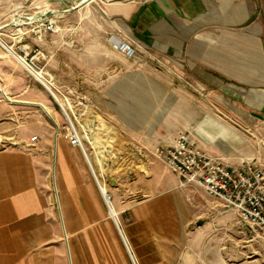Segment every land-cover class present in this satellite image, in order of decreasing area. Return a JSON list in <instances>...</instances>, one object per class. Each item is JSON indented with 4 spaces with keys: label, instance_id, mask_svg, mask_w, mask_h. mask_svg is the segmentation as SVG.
I'll return each mask as SVG.
<instances>
[{
    "label": "crops",
    "instance_id": "crops-1",
    "mask_svg": "<svg viewBox=\"0 0 264 264\" xmlns=\"http://www.w3.org/2000/svg\"><path fill=\"white\" fill-rule=\"evenodd\" d=\"M100 12L93 17L99 46L79 47L74 78L66 73L61 84L93 116L116 124L129 166L145 171H101L117 161L101 155L94 126L83 129L90 165L63 129L53 131V143L1 150L0 264H132L127 249L134 264H239L228 261L226 239L213 240L211 226L199 225L202 212L189 199L200 189L179 188L153 152L185 132L229 166L254 159L235 144V125L264 120V0H136ZM116 40L130 44L134 57L118 53ZM29 102L57 115L42 94Z\"/></svg>",
    "mask_w": 264,
    "mask_h": 264
},
{
    "label": "rangeland",
    "instance_id": "rangeland-1",
    "mask_svg": "<svg viewBox=\"0 0 264 264\" xmlns=\"http://www.w3.org/2000/svg\"><path fill=\"white\" fill-rule=\"evenodd\" d=\"M79 2L80 0H0V40L7 46L19 47L20 44L12 37L14 29L12 19L20 18L22 21L24 18L33 17L37 23L24 26L23 29L19 28L26 34L24 43L46 54L48 57L46 68L53 76L55 89L62 93L66 90L61 84L65 74L67 73L68 79H73L75 75L76 50L79 47L99 46L97 43L99 35L96 33L99 23L93 22V17L101 14L103 5L82 8L78 7ZM44 20L55 22L56 33L46 34L43 31L37 33L42 28ZM102 44L105 46V43ZM0 49V151L23 150L33 144L53 143V131L56 129L54 121L60 127L65 125L60 109L49 93L32 79L30 81L10 60L12 58L7 56L1 47ZM2 92L8 93L13 102L6 100ZM37 94H42L55 106L57 111L55 117L47 115L39 106L30 104L29 101ZM83 105L78 106L76 102H72L71 108L77 116L79 125L99 127L100 134L95 138H98L101 155H105V158L113 162L115 159L117 161L113 167L101 168V171L103 169L107 176H119L129 168L136 172L145 171L143 167L129 166L130 152L125 142L119 141L115 136L116 124L102 115L99 118L93 116V110L85 100ZM82 113L83 115L78 117ZM67 114L69 115L68 112ZM70 118L73 123L72 117ZM216 121L222 124L229 123V120ZM235 128L237 130L235 144L243 151L252 150L255 153L253 159L255 163L264 167V120H255L253 128L238 125H235ZM33 136L37 137V140L31 141ZM216 136L221 138V135L210 137L217 140ZM103 188L106 191L104 186ZM189 201L197 212H202L199 225L211 226V232L209 231L211 238L216 241L220 238L222 241L226 239L228 246L227 249H223L227 250L229 262L240 260L239 264H264L262 232L242 223L234 211L225 208L218 200L206 198L198 189H192ZM226 214L228 215L225 216ZM116 221L118 223L117 216Z\"/></svg>",
    "mask_w": 264,
    "mask_h": 264
},
{
    "label": "built area",
    "instance_id": "built-area-1",
    "mask_svg": "<svg viewBox=\"0 0 264 264\" xmlns=\"http://www.w3.org/2000/svg\"><path fill=\"white\" fill-rule=\"evenodd\" d=\"M127 1L136 0H80L79 4L82 3L81 6L106 5ZM35 23L37 22L33 20V17L24 18L22 21L20 18L12 19L11 24L14 27L12 37L20 46L13 48L0 40V47L33 81L42 88H48L49 95L61 113L63 112L65 116H67L66 112L70 114L73 123L69 118L65 119L64 116V126L60 127L54 121L55 135L60 129H63L68 143L78 148L86 160L83 139L87 140V136L83 134L84 126L79 125L74 110L73 112L71 110L72 102H76L78 106H84L83 100L71 88H66L63 93L57 91L54 87L53 76L46 68L48 63L46 54L24 43L26 34L21 32V29ZM41 27L37 33L41 31L48 34L56 33L55 22L52 20H44ZM114 42L113 48L122 56L127 59L134 57L135 49L130 44L124 40ZM82 115L83 113L78 117ZM35 140L37 137L33 136L31 141ZM153 155L162 161L168 170L178 176L179 188L186 189L192 186L199 188L209 197L218 200L225 208L234 211L242 223L256 228L264 234V167L256 164L253 159H245L238 166H229L222 159L210 157L197 149L195 143L189 139L185 132L179 133L172 143L156 147ZM93 177L100 190V184L94 175ZM101 195L108 210L107 202L110 197L104 192H101ZM108 213L119 231L116 218L110 214L109 210ZM127 253L134 264L128 249Z\"/></svg>",
    "mask_w": 264,
    "mask_h": 264
},
{
    "label": "bare ground",
    "instance_id": "bare-ground-1",
    "mask_svg": "<svg viewBox=\"0 0 264 264\" xmlns=\"http://www.w3.org/2000/svg\"><path fill=\"white\" fill-rule=\"evenodd\" d=\"M118 3V2H117ZM127 3V2H126ZM82 4V3H81ZM81 4H79V6H81ZM124 4V3H123ZM11 58V57H10ZM48 93H49V91H48V88L47 87H43ZM2 95L4 96V98H7L8 97V93H6V92H2ZM34 105H37V106H39L38 104H34ZM47 115H49L50 116V113H49V111H47L45 108H43L41 105L39 106ZM71 110H72V108H71ZM73 112V111H72ZM62 114H63V116L65 117V119H67V118H69L70 119V121H71V123H72V120H71V116L69 117V115L67 114V112H66V115L67 116H65V114L62 112ZM220 136V135H219ZM87 159V162L89 163V165H90V162H89V159H88V157H86ZM86 162V161H85ZM100 191L101 192H104L105 194H107L106 193V191H105V189L103 188V186L102 185H100ZM107 205H108V210H109V212H110V214L111 215H113L115 218H116V213H115V210H114V208L111 206V204H110V200L107 202Z\"/></svg>",
    "mask_w": 264,
    "mask_h": 264
}]
</instances>
